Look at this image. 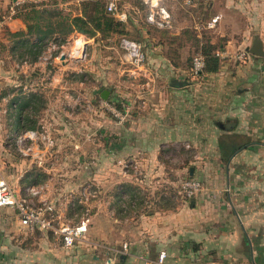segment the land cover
Returning a JSON list of instances; mask_svg holds the SVG:
<instances>
[{
  "label": "crops",
  "instance_id": "0c3cea01",
  "mask_svg": "<svg viewBox=\"0 0 264 264\" xmlns=\"http://www.w3.org/2000/svg\"><path fill=\"white\" fill-rule=\"evenodd\" d=\"M85 1L100 2L107 13L114 3L117 12L109 14L122 23L124 34L68 35L86 43L88 58L74 63L66 56L75 53L77 44L43 61L50 46L40 51L35 44L61 37L58 33L43 39L33 34L32 50L40 53L23 57L32 37L28 25H35L27 10L17 8L11 19L7 12L0 22L5 50L0 57V136L38 128L60 142L66 74L75 70L81 106L74 128L79 140L71 148L91 150L90 168L83 163L70 167L59 153L65 143L59 142L58 158L46 153L44 143L34 146L32 158L10 161L7 152L8 162L0 158L8 183L20 190L33 187L38 191L33 199L55 209L54 229L40 232L31 231L14 207H0V264H145L163 252L166 264H264V58L249 53L255 37L264 45V0H161L173 17L171 30L148 22L143 0H76L75 9L66 13L63 6L69 3L60 4L56 20L81 17ZM6 7L0 0V14ZM217 17V27L208 29ZM124 37L144 46L147 73L141 81L131 77L121 48ZM205 45L222 55L221 65L198 80L192 60ZM242 52L249 54L245 61L237 58ZM176 80L183 85L176 86ZM104 91L124 114V123L94 105ZM87 103L91 111L84 110ZM169 144L197 150L190 178L200 180L204 190L184 202L159 194L147 207L143 183L164 181L161 167ZM129 161L143 169L140 177L131 169L123 178L117 175ZM87 179L94 188L90 205L88 196L77 195L78 183ZM83 221H88L84 239L66 247L62 229Z\"/></svg>",
  "mask_w": 264,
  "mask_h": 264
},
{
  "label": "rangeland",
  "instance_id": "374dc122",
  "mask_svg": "<svg viewBox=\"0 0 264 264\" xmlns=\"http://www.w3.org/2000/svg\"><path fill=\"white\" fill-rule=\"evenodd\" d=\"M5 3L7 4V7L5 9L6 14H0V22L1 21L3 22V20H5L4 17L7 16V12H10V9L12 7H15L16 9L19 8V9L27 10L26 14H27V16H29L31 18L33 23L39 22L40 25H42L46 29L45 26L51 21L54 24V27L59 29V27L56 25V21H57L56 19L58 17L59 12L61 11L60 4L69 3L67 5V8H66V6H63L64 12L66 13L65 9H69V8L72 10L75 9L76 0H5ZM82 5H83V7L85 5H91V2L85 1L82 3ZM102 8H103V6H102ZM33 39H34V36L28 38V40H26L28 42H26V44L24 46L25 52L23 54V57H27L28 58L27 60H29L30 58L34 59L35 56L37 55L36 54L37 50L36 51L32 50L33 44L31 41ZM69 39H70V37L63 36V35H61V37H59V38L58 37H56V38L52 37L50 40H47V41L42 42L40 44L42 46L41 49L43 51V50L47 49L51 44L64 45L65 47H67L66 49H68L70 47L74 48L76 45L77 39L75 37L71 40H69ZM3 52H5V50L3 51L2 47H0V57L2 56ZM64 52H67V50L64 49ZM123 52H124V50H123ZM60 53H61V51H60ZM71 54L69 53V56ZM124 54H125V52H124ZM69 56H66V57L69 58ZM69 60H70V58H69ZM70 61H73V63L75 62L74 59L70 60ZM66 75H68L66 77V79L68 80L69 84L67 87H64V91L66 92V94L63 97L64 104L62 103V106H61L62 110L64 112V114H63L64 117L62 118V122H61V129H63L65 131V134H63L64 137L60 138L61 141L59 142V139L54 134H52L50 137L47 134L42 133L40 130H38V128L33 130V131L38 132L40 134V136H41L40 140L36 139L35 141H32V140L28 139V140H25L22 144L19 142L20 137L27 135V133L31 132V130L26 131L24 133L3 134L0 136V137H2V139L0 140V143H2L3 147H4L3 150L0 149V158L1 159L5 158L4 157L5 152H7V154H9V155H7V159L10 161H13L14 159L26 160V159L32 158V156L34 154V152H33L34 146H39L41 143H44L49 147L48 151L46 153L49 154L50 157L56 158L57 152L55 149L58 147L57 142H59V146L61 143H65L64 148L59 153L63 154L64 157L67 156V159L70 160V162H71V163H69L70 167H73L74 163H77V164L83 163V164H87L89 166V168L91 167L90 166V161H91V150H90V148L89 149H84V148L83 149H80V148L72 149L71 148L72 144H75L76 141L79 140V134L75 133L74 128L76 126L75 120H77L75 118V115H76V113H78V110H80V106H81L80 105L81 102L78 100V98H79L78 95H80L79 94L80 90L76 87V83L78 82L80 77L78 76L79 74H77L75 72V70H70V72H67ZM143 79L144 78L140 77V78H137V81H141ZM89 80L90 79L88 77H85V83H88ZM105 102L107 103L109 101L97 97L95 102H94V105L99 107L104 113H109L110 116L113 118V120L116 123H118L119 125L122 124L120 119L116 118L114 116V114L110 110H108ZM110 104L114 106V104H112V103H110ZM85 106H86V108H84V110L91 111V109H92L91 103H87V104H85ZM115 108H117V107L115 106ZM117 109L120 110L119 108H117ZM30 119H31L30 122L34 121L33 118H30ZM42 136H45L47 139L43 140ZM90 138L91 137H89V140H90ZM61 154H59V155H61ZM163 157H164L165 161L167 162L161 167L162 172L164 173V178H165L164 181L143 183V186L145 188L143 190L142 196L145 197L146 202H144V205L147 207L149 206L148 204L151 201H153L152 198L156 197L159 194L160 195L164 194L166 196L167 200H168V198H172L174 196L175 197L174 199H176L174 201H177V200H180V202L189 201V199L186 200L184 198V196L181 195V193L179 191V186H180L181 181H183L184 179L190 178V170H191L190 167L195 165V164H191V163L197 162L196 161L197 150H195L193 148H184L180 144H173V145L169 144L164 148ZM7 159L6 158L4 159L5 162H8ZM9 165H11V164H9ZM190 165H192V166H190ZM125 169H127V170L131 169V171L136 173L138 177H140L142 175V173L144 172L143 169L141 170V168H139V166L135 162L129 161V162H127V165L120 166L119 172L117 173V175H119L120 178L125 177V175H124ZM7 176H11V174L8 172ZM10 184L15 190H19L21 193L24 192V189L26 187H29L27 185V186H25V188L23 190H20L16 186H14L12 184V182ZM16 184H18V183H16ZM115 184H118V183H115ZM78 185H81V186H80V189H79V192L77 195L80 198L83 197L84 199H85V196H88L89 200H90L88 204L90 205L91 204V192H92V190H94L92 183H91V180L87 179L83 182L78 183ZM81 205L86 207L85 202L82 204H79V206H81ZM81 208H82V206H81ZM135 212L136 211H133V213H135ZM85 214H88V213H85ZM9 264H12V263H9Z\"/></svg>",
  "mask_w": 264,
  "mask_h": 264
},
{
  "label": "built area",
  "instance_id": "2783aa9c",
  "mask_svg": "<svg viewBox=\"0 0 264 264\" xmlns=\"http://www.w3.org/2000/svg\"><path fill=\"white\" fill-rule=\"evenodd\" d=\"M147 6L149 15L148 22L155 26L159 30H171L173 29V17L170 11L164 7L161 0H143ZM108 11L112 14H116L117 7L114 3L108 6ZM18 14V9L12 7L10 9L9 18H13ZM219 18H214L207 25V28L214 30L217 27ZM197 29L200 30L198 27ZM78 45L75 53H72L69 58L70 60H85L86 54V43L80 39L76 41ZM64 45L51 44L47 53L45 52L42 56L44 62H49L52 59V53L54 51L63 49ZM121 48L124 50L126 58L131 66V77L134 79L144 78L147 73L146 60L147 55L144 46L132 39L127 37L122 38ZM216 56L221 59V54L216 53ZM249 54L246 52L239 53L237 58L239 61H245ZM206 67V60L202 53H198L193 57L192 60V75L195 79L203 80L204 69ZM106 107L110 110L116 118H119L123 123L125 122L124 114L115 108V106L106 103ZM41 136L38 132L31 131L27 135L21 136L19 142L22 144L25 140L35 141L40 140ZM43 140L47 138L42 136ZM32 149V148H31ZM204 190L203 183L200 180L194 178H187L181 181L179 191L185 199H193L197 197ZM38 195L33 187L24 189V192L15 190L2 176H1V161H0V207H14L17 211L19 218L27 224L31 231L47 232L54 229L55 223V209L47 202H36L33 197ZM88 221H83L81 224L76 226H65L61 234L63 236L64 244L66 247H73L76 243L84 239L85 232L87 231ZM129 245L125 243L123 245V252H127ZM167 254L161 253L155 262H146L145 264H166Z\"/></svg>",
  "mask_w": 264,
  "mask_h": 264
},
{
  "label": "trees",
  "instance_id": "16d2710c",
  "mask_svg": "<svg viewBox=\"0 0 264 264\" xmlns=\"http://www.w3.org/2000/svg\"><path fill=\"white\" fill-rule=\"evenodd\" d=\"M82 12L83 14L81 17H61L56 21V25L59 29L55 28L51 21L45 26V30L42 29L43 26L40 25L39 22L32 26L28 25L27 35L32 36L36 33L40 39H43L47 35L56 33L68 36L77 32L87 37H93L97 32L105 33L108 31L124 34V31L121 30V27L123 26L122 23L116 21L112 15L107 13V11L102 8V4L100 2H94L92 3V6L85 5ZM36 45H38V48H40L41 51L42 46L39 44ZM201 53L206 60V67L203 75L206 76L209 73L219 71L221 59L216 56L214 48L210 45H205V47L201 50Z\"/></svg>",
  "mask_w": 264,
  "mask_h": 264
},
{
  "label": "water",
  "instance_id": "95a60500",
  "mask_svg": "<svg viewBox=\"0 0 264 264\" xmlns=\"http://www.w3.org/2000/svg\"><path fill=\"white\" fill-rule=\"evenodd\" d=\"M249 53L253 56L264 58V45L262 40L259 37H255L252 47L249 49ZM176 86H182L183 83L180 81H175ZM110 92L104 91L102 94V98L107 100L109 97Z\"/></svg>",
  "mask_w": 264,
  "mask_h": 264
}]
</instances>
